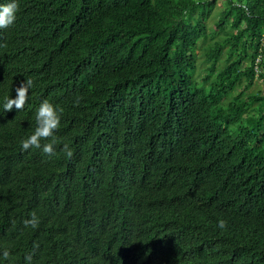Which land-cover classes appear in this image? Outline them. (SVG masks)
I'll list each match as a JSON object with an SVG mask.
<instances>
[{"label":"trees","instance_id":"16d2710c","mask_svg":"<svg viewBox=\"0 0 264 264\" xmlns=\"http://www.w3.org/2000/svg\"><path fill=\"white\" fill-rule=\"evenodd\" d=\"M224 1L203 73L215 0H20L31 35L0 4V264L136 260L153 241L159 262L264 264V90L244 95L264 70V0ZM23 64L45 88L21 87ZM52 95L49 158L27 131H46Z\"/></svg>","mask_w":264,"mask_h":264},{"label":"clouds","instance_id":"9594fccd","mask_svg":"<svg viewBox=\"0 0 264 264\" xmlns=\"http://www.w3.org/2000/svg\"><path fill=\"white\" fill-rule=\"evenodd\" d=\"M55 98L52 95L49 98L43 99V104L49 109L48 114L41 119V124H45L47 127L46 131L41 126H34L27 131V133L29 132L38 136V139L47 146L49 158L57 152L58 146L56 141L58 140L60 129L65 123L62 107L52 102ZM133 252L136 253V260L127 255L120 258L116 252L112 256H109L107 264H170L167 261L159 262L160 257L166 253L165 247L160 241L141 245L138 249L133 248Z\"/></svg>","mask_w":264,"mask_h":264},{"label":"rangeland","instance_id":"374dc122","mask_svg":"<svg viewBox=\"0 0 264 264\" xmlns=\"http://www.w3.org/2000/svg\"><path fill=\"white\" fill-rule=\"evenodd\" d=\"M215 6L214 9L211 13V16L208 18V20L206 21V28H207V37L203 38V40H201L200 44H199V48L196 51V61H197V65H198V69L200 70V68L202 67V71H200L201 73H203V68L208 64L205 58V52L208 49V46H212L216 41L218 40H223V34L221 33V30H218V28H215V33L212 35V29H214L215 23L218 21L219 18V14L220 12H222V10L225 7V1L224 0H215ZM226 54L227 52H224L222 50L221 52V56L219 58V61L216 64V69L214 70V72L212 73V75L210 77L216 78V74L218 73V71L220 70L221 67H223V65L225 64V58H226ZM262 69L260 67H256L255 68V78L253 80V84L244 92V95L247 96L249 94H257L259 91H263L264 90V74L263 77H259L258 74L259 73H264V70L261 71ZM196 75L199 76V71L196 72ZM246 84V80H243V83L241 84V86H239L238 88L235 87V91L233 92V94L238 93L239 91L243 90V85ZM247 113V111L245 112V114ZM249 113V111H248Z\"/></svg>","mask_w":264,"mask_h":264},{"label":"bare ground","instance_id":"6f19581e","mask_svg":"<svg viewBox=\"0 0 264 264\" xmlns=\"http://www.w3.org/2000/svg\"><path fill=\"white\" fill-rule=\"evenodd\" d=\"M16 1L18 3L19 9L24 10V11L19 16L16 15L14 18H12L13 21L11 22L15 23V26L23 29L27 34L35 33L36 31L39 32L40 27L30 22L28 17H25L26 11L29 12L28 15H31V16L36 15L35 12L30 9L31 4L21 3L20 0H16ZM6 3H7V0L0 2L1 7H3V5H5ZM14 70H15V77L17 81L20 83L21 87H23L24 89L39 91L40 88L44 87L38 75L35 73L34 65L23 64V66L19 65ZM2 171H3L2 164L0 162V179L3 178Z\"/></svg>","mask_w":264,"mask_h":264}]
</instances>
